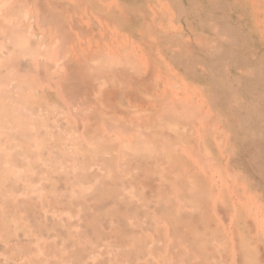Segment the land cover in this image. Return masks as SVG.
I'll return each mask as SVG.
<instances>
[{"label": "rangeland", "instance_id": "obj_1", "mask_svg": "<svg viewBox=\"0 0 264 264\" xmlns=\"http://www.w3.org/2000/svg\"><path fill=\"white\" fill-rule=\"evenodd\" d=\"M122 2L0 0V264H264V0Z\"/></svg>", "mask_w": 264, "mask_h": 264}, {"label": "bare ground", "instance_id": "obj_2", "mask_svg": "<svg viewBox=\"0 0 264 264\" xmlns=\"http://www.w3.org/2000/svg\"><path fill=\"white\" fill-rule=\"evenodd\" d=\"M1 7V6H0ZM17 17V16H16ZM20 18H21V14H20V16H19ZM1 18V17H0ZM7 19H11L10 17L9 18H7ZM22 19V18H21ZM6 21V20H5ZM10 21V20H9ZM12 21H13V19H12ZM28 21V20H27ZM22 21H20L19 20V18H18V20L15 18V24H19L20 26H21V23ZM25 22H26V20H25ZM14 23V22H13ZM29 25V24H28ZM23 26V25H22ZM3 28V27H2ZM3 30V29H2ZM25 33V32H24ZM12 34V33H11ZM21 34V33H20ZM27 34V33H26ZM28 36H29V33L27 34ZM32 36V35H31ZM18 38V37H17ZM0 39H1V37H0ZM39 40V39H38ZM13 43V42H12ZM39 43V42H38ZM2 54V53H1ZM21 92V91H20ZM40 111V110H39ZM121 167V166H120ZM122 169V168H121ZM190 181V180H189Z\"/></svg>", "mask_w": 264, "mask_h": 264}, {"label": "crops", "instance_id": "obj_3", "mask_svg": "<svg viewBox=\"0 0 264 264\" xmlns=\"http://www.w3.org/2000/svg\"><path fill=\"white\" fill-rule=\"evenodd\" d=\"M123 0H119V2L121 3V4H124L123 2H122ZM127 2H133V0H127ZM125 5V4H124ZM124 33H126V34H128V32L127 31H124Z\"/></svg>", "mask_w": 264, "mask_h": 264}, {"label": "trees", "instance_id": "obj_4", "mask_svg": "<svg viewBox=\"0 0 264 264\" xmlns=\"http://www.w3.org/2000/svg\"><path fill=\"white\" fill-rule=\"evenodd\" d=\"M127 1V0H126Z\"/></svg>", "mask_w": 264, "mask_h": 264}]
</instances>
